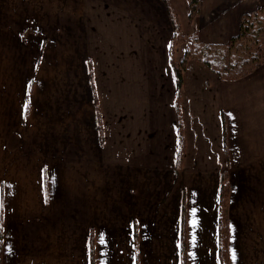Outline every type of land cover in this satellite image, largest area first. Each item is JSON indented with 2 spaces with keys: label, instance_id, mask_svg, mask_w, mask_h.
<instances>
[{
  "label": "crops",
  "instance_id": "obj_1",
  "mask_svg": "<svg viewBox=\"0 0 264 264\" xmlns=\"http://www.w3.org/2000/svg\"><path fill=\"white\" fill-rule=\"evenodd\" d=\"M225 42L264 0H169ZM164 0H0V264H264V62L182 91ZM182 129V160L178 164Z\"/></svg>",
  "mask_w": 264,
  "mask_h": 264
},
{
  "label": "trees",
  "instance_id": "obj_2",
  "mask_svg": "<svg viewBox=\"0 0 264 264\" xmlns=\"http://www.w3.org/2000/svg\"><path fill=\"white\" fill-rule=\"evenodd\" d=\"M200 0H191L190 14L193 16L199 11ZM173 24V38L170 49V60L177 81V98L182 88L183 74L186 62L197 59L206 63L214 72L225 80L241 78L264 62V4L245 12L240 21V31L225 43H211L193 37L186 47L180 60L175 57V45L184 39L180 33L178 19L173 11H169ZM180 133V152L178 164L182 160V129ZM229 181L224 175L220 194V256L222 264H230L229 254V217L227 214L229 202Z\"/></svg>",
  "mask_w": 264,
  "mask_h": 264
},
{
  "label": "rangeland",
  "instance_id": "obj_3",
  "mask_svg": "<svg viewBox=\"0 0 264 264\" xmlns=\"http://www.w3.org/2000/svg\"><path fill=\"white\" fill-rule=\"evenodd\" d=\"M165 2H166V5H167V10H168V14H169V16H170V10L171 11H173V13H175V11H174V9H173V6L171 5V3H170V1L169 0H164ZM190 2H191V0H190ZM190 2H189V9H190ZM201 5H202V0H200V3H199V11H198V13L197 14H195V15H191L190 14V16H189V18L191 19V20H193L195 17H197L198 15H200L201 14ZM260 5H262V4H259L258 6H260ZM257 6V7H258ZM255 9V8H254ZM176 14V13H175ZM243 15V14H242ZM176 16H177V19H178V23H179V26H180V33H181V35H183L184 36V39L183 40H181V41H179L176 45H175V57H176V60H180L182 57H183V55H184V51H185V49H186V47L187 46H189L190 45V43L192 42V38L193 37H198L201 41H203L201 38H200V34H199V32L196 30L195 32H193V33H188V32H183L182 31V24H181V21H180V18H179V16L176 14ZM170 18H171V16H170ZM241 18H242V16L240 17V21H241ZM240 21H239V25H238V30L236 31V33L235 34H237L238 33V31H240ZM171 22H172V20H171ZM172 29H173V24H172ZM235 34H233V35H235ZM232 35V36H233ZM231 36V37H232ZM230 37V38H231ZM172 38H173V35H172ZM230 38L228 39V40H226L225 42H227V41H229L230 40ZM204 42H206V41H204ZM211 43H225V42H213V41H210ZM171 44H172V42H171ZM170 49H171V47H170ZM171 56V55H170ZM190 60H197V59H194V58H192V59H189L187 62H186V67H187V64H188V62L190 61ZM198 61H200V60H198ZM186 67H185V69H184V72H185V70H186ZM218 74V73H217ZM250 74V73H249ZM219 75V74H218ZM248 75V74H247ZM246 76V75H245ZM244 77V76H243ZM223 79V78H222ZM239 79V78H238ZM183 81H184V74H183ZM176 83H177V81H176ZM182 85H183V82H182ZM182 91V88H181V90H180V92ZM179 95H180V93H179ZM179 97V96H178ZM228 177V176H227ZM229 181V180H228ZM229 188H230V184H229ZM229 196H230V194H229ZM227 214H228V208H227ZM229 215V214H228Z\"/></svg>",
  "mask_w": 264,
  "mask_h": 264
}]
</instances>
